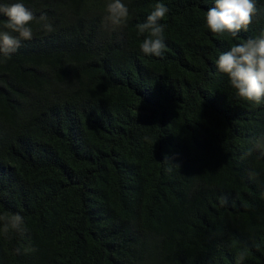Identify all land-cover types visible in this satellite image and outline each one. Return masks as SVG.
<instances>
[{
    "label": "trees",
    "instance_id": "16d2710c",
    "mask_svg": "<svg viewBox=\"0 0 264 264\" xmlns=\"http://www.w3.org/2000/svg\"><path fill=\"white\" fill-rule=\"evenodd\" d=\"M21 2L33 37L0 54V217L24 225L0 221V264H264V104L215 65L264 33V0L238 38L205 26L214 0H122L118 28L110 0ZM158 2L163 57L137 28Z\"/></svg>",
    "mask_w": 264,
    "mask_h": 264
},
{
    "label": "clouds",
    "instance_id": "9594fccd",
    "mask_svg": "<svg viewBox=\"0 0 264 264\" xmlns=\"http://www.w3.org/2000/svg\"><path fill=\"white\" fill-rule=\"evenodd\" d=\"M258 11L256 0H214V6L207 10L205 26L213 34L227 33L238 38L241 31L248 30ZM105 12V20L113 28L125 25L129 18L128 8L122 0H110ZM168 12L169 9L158 2L146 21L137 25L140 34L147 33L140 44L145 55L163 57L166 50L165 25L161 21ZM0 14L7 18L0 25V54L9 57L18 50L22 41L32 39L31 24L35 17L21 0L0 4ZM40 20L46 21L47 17L42 15ZM43 27L48 32L54 30L47 22ZM215 65L219 73L228 77L239 98L257 106L264 104V33L234 44L218 56ZM255 146L264 154V138L258 139ZM0 221L4 222L5 233L10 229L23 231L24 218L18 213L11 217H0ZM244 259L242 252L237 264Z\"/></svg>",
    "mask_w": 264,
    "mask_h": 264
}]
</instances>
